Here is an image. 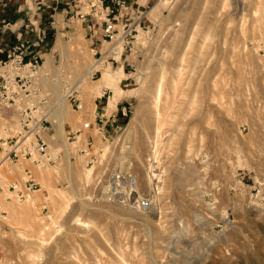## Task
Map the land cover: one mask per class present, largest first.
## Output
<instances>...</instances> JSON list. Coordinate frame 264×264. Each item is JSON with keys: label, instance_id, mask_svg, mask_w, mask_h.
Returning a JSON list of instances; mask_svg holds the SVG:
<instances>
[{"label": "rangeland", "instance_id": "1", "mask_svg": "<svg viewBox=\"0 0 264 264\" xmlns=\"http://www.w3.org/2000/svg\"><path fill=\"white\" fill-rule=\"evenodd\" d=\"M89 1L54 5L47 44H15L37 66L3 128L21 133L19 108L32 101L57 160L0 154V264H264V0H105L125 46L114 61L101 58L115 42ZM105 73L108 108L122 100L129 112L102 134ZM26 171L38 188L20 201L9 187ZM112 171L131 172L140 194L155 174L153 208L103 200Z\"/></svg>", "mask_w": 264, "mask_h": 264}, {"label": "built area", "instance_id": "2", "mask_svg": "<svg viewBox=\"0 0 264 264\" xmlns=\"http://www.w3.org/2000/svg\"><path fill=\"white\" fill-rule=\"evenodd\" d=\"M104 1L105 0H90L87 8H89V12L94 10L95 12L93 15L97 16L104 25L102 35L103 41L108 40L109 43H114L117 41V36L114 34L117 28L114 22L115 16L112 15V8L104 5ZM115 3L120 7L124 5V2L120 1H116ZM89 12H79L78 14L81 19H84ZM129 34H131V30ZM121 40L123 42V38ZM127 44L128 42L126 45ZM22 48H24L22 45H13L6 53L7 59L4 62H0V66L3 65V68L6 70L5 77L4 75H0V104L6 109H10V107L15 106L16 103L21 102L22 92L25 97L30 96V92L26 90V85L29 84L32 77V69H35L37 66V59L31 56L27 59V63L24 64L25 59ZM2 52L3 50L0 49V53ZM110 58L114 61L113 56L107 59ZM7 72H9V75ZM28 72H30V74H28ZM35 109L36 107L32 102H30V106L26 105L23 109L19 108V122L26 133L31 131L30 123L33 120L32 116L36 111ZM45 123L47 122L44 119L39 121L38 126L40 129L33 135V139L28 142L23 140L20 144H18V141L23 134L16 132L14 136H11V128L9 124L6 125L3 130V133L6 135L0 138V151L3 150L5 145L12 148L8 153V159L11 162H18L20 158H23L31 160V163L36 166L40 165L42 167L56 163L57 157H52L51 154L48 153V144L43 137L45 129L43 125ZM84 128H89V125L87 123L84 124ZM98 131L101 132L99 127ZM78 132L79 131H76L72 136ZM25 175L26 181L23 183V186H19L18 188L16 185L9 187V190L15 193L20 201L25 200L27 193L37 191L38 188V183L35 182L31 173L26 171ZM157 183V180L154 179L151 189L145 194H140L138 182L131 172L112 171L106 176L99 191L101 198L106 202L117 204L134 212H148L153 208Z\"/></svg>", "mask_w": 264, "mask_h": 264}, {"label": "crops", "instance_id": "3", "mask_svg": "<svg viewBox=\"0 0 264 264\" xmlns=\"http://www.w3.org/2000/svg\"><path fill=\"white\" fill-rule=\"evenodd\" d=\"M66 1L67 0H0V49L3 50V52L0 53V62L6 60L7 51L20 40L25 43L26 46L31 45L32 49H35L36 46L43 43L46 38V33L48 35L49 27L46 24H49L48 19L52 17L51 12L54 9V5H56L57 2L64 4ZM125 1L128 2L130 0ZM148 1L149 0H131V3L140 4L142 2L144 4V2ZM55 21L57 24V39L53 48L63 36V13H57ZM45 42L43 43L44 45L47 44ZM43 44L40 47H43ZM105 67L106 70H111L109 66ZM112 75H114V72ZM103 78L99 86L103 101H98V105H100L101 108L96 107L94 123L99 125L98 127L101 129L100 133L105 134L114 128H121L120 125H122L126 119L125 117L129 112V107L120 100L113 108H110L113 110L108 108L109 97L105 99V96L109 91H112L109 87L112 86L113 81L110 80L107 73H105ZM116 83L119 84V81ZM115 101L116 99L111 100V105H114ZM107 113L109 114L107 115ZM13 114L11 109H6L0 104V138L6 135L3 133V123L6 124L11 121L10 119L13 117ZM44 135L48 136V133ZM46 136H44V138H46ZM86 139L88 143H91V140L93 141L91 134H87ZM1 153L0 151V154Z\"/></svg>", "mask_w": 264, "mask_h": 264}, {"label": "bare ground", "instance_id": "4", "mask_svg": "<svg viewBox=\"0 0 264 264\" xmlns=\"http://www.w3.org/2000/svg\"><path fill=\"white\" fill-rule=\"evenodd\" d=\"M124 50V48H123V45H122V40L121 39H117V41L114 43V45L110 48V49H108L106 52H104L103 54H102V57L101 58H103V59H107L108 57H110V56H113L115 59L117 58V57H120V55H121V51H123ZM99 60H100V58H99ZM99 60H96V63L98 64V65H100L101 64V62H102V60L101 61H99ZM98 65H96V66H98ZM34 74H37V72L36 73H34ZM78 88V87H77ZM73 90H76V89H74V87H72V88H66L65 90H64V94L66 93L67 94V96L70 94V93H72V91ZM67 96H66V98H67ZM24 103H25V105H24V107L26 106V105H28V106H30V102H28V103H26L25 101H23ZM32 102V101H31ZM64 102V100H62L61 101V104ZM33 103V102H32ZM23 109V108H22ZM38 112L39 111H35V113H33L34 115L32 116V118H33V120L31 121V131L29 132V133H26L23 129H22V125L20 124V122H19V125H20V127H21V134H23V136H21V138L19 139V141H18V144H20L23 140H26L27 142L28 141H30L31 139H33V135L36 133V132H38L39 131V126H38V123H39V121H41V120H45V118H40V119H38L37 118V114H38ZM8 147V145H5L4 147H3V150L1 151V152H4L5 151V149L4 148H7ZM10 149H12V148H10ZM10 152V151H9ZM8 152V153H9ZM8 153L6 152V154H5V159L7 160L8 159ZM150 169H152V166L150 167ZM154 177H156V175L155 174H152V175H148L147 176V186H150L151 184H152V182H153V179H154Z\"/></svg>", "mask_w": 264, "mask_h": 264}]
</instances>
